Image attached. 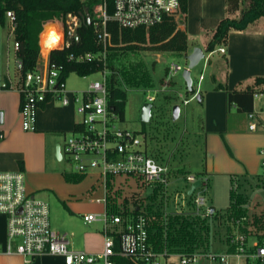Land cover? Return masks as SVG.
Returning a JSON list of instances; mask_svg holds the SVG:
<instances>
[{
	"label": "built area",
	"instance_id": "2783aa9c",
	"mask_svg": "<svg viewBox=\"0 0 264 264\" xmlns=\"http://www.w3.org/2000/svg\"><path fill=\"white\" fill-rule=\"evenodd\" d=\"M164 14L179 17L180 1L114 0L113 12L110 13L108 1L100 0L90 13V24L103 45L102 55L106 58L108 47L112 44L111 33L107 29L108 20H115L125 27H149L159 22ZM6 15L13 30L16 25L15 14L8 10ZM81 23L80 16L72 13L67 14L65 21L55 22L62 34L56 48L68 45L77 35ZM39 43L41 51L37 68L20 86L22 125L26 130H34L40 108L50 100L75 106L80 121L65 136L60 147L61 158L72 164L78 173L96 175L103 186L104 196L96 198V201L105 204V211L86 213L83 218L85 222L104 223V247L97 253L73 247L66 233H59L52 228L48 200L29 192L24 172L15 170L0 171V214L7 218V240L4 245L0 244V253L20 255L24 258V264H32L33 259L41 254L61 256L65 264H116V257L128 258L135 264H264V244L258 241L250 243L247 236L241 233L232 236V249L229 251L181 254L177 255V261H173V255L153 248L147 218L143 214L124 216L110 213L109 197L123 192L116 186L117 176L134 178L141 186L159 188L167 186L169 168L147 152L144 135L117 125L122 119L108 103L106 70L103 71V79L91 82L87 89H69L64 69L51 63L52 49L44 52L40 37ZM14 46L17 49L18 42L15 41ZM217 50L225 52V47L220 46ZM95 57L93 53L76 57L70 55L71 59L79 62ZM178 69H181L179 64L171 67V71ZM263 95L255 93L254 98H262ZM149 99L153 100L154 96H149ZM248 119L251 130H257L260 124L264 125V100L260 108L248 112ZM187 180L194 182L196 179L188 175ZM120 196L112 203L122 207L125 201L121 202ZM193 200L198 208L206 202L202 194L195 195ZM215 213L216 209L211 205L204 208L207 216ZM116 239L119 241L118 248Z\"/></svg>",
	"mask_w": 264,
	"mask_h": 264
},
{
	"label": "rangeland",
	"instance_id": "374dc122",
	"mask_svg": "<svg viewBox=\"0 0 264 264\" xmlns=\"http://www.w3.org/2000/svg\"><path fill=\"white\" fill-rule=\"evenodd\" d=\"M245 6L246 2L242 4V8ZM226 14L225 11V16ZM11 27L9 18L6 19L5 24L0 26V48L2 51L0 53V81L3 80L6 72L14 76L18 66L16 55L11 53L8 58L4 51L7 44L13 49L14 36ZM206 37L205 33H200V39L197 35H191L189 43L203 44ZM109 54L105 58L106 63L110 61ZM220 56V52L217 51L212 56L211 61L208 62V60L202 59L197 66L192 68L191 76L194 87L198 85L199 76H204L199 90L192 97L186 94L188 87L183 78V69L188 65L185 53L128 50L112 58L111 63L116 66L117 76L119 77V87L126 91L124 120L118 121L117 125L122 128L140 131V134L144 135L143 139L147 145L148 153L169 168L167 186L159 187L163 188L162 190L154 186H141L134 178L117 176L116 186L120 187L123 191L119 197L121 202H124V198L128 197V205L132 207V198L136 196L140 198L139 204H142L143 209L148 206L152 208V213L148 211L151 214L155 212L157 206L162 208L163 205L165 215L176 210L187 209L188 203L197 194H202L206 197V202L200 206V209L195 204L196 211L200 214H203L202 209L210 204L216 207L217 213L229 206L230 179L220 177L219 175L212 177L209 180L207 188L206 185L197 187L194 194L190 196L187 192L193 181L186 178L189 173H195L202 168L205 139L201 125L202 120L204 121L205 119L207 101L206 99L205 101H200L197 94L201 89L204 91L212 86L214 83L213 74L224 76L222 72L219 75V72L215 69L214 62L220 59ZM174 64H179L181 69L171 71V67ZM104 70H106L108 81L110 73L108 65ZM104 70L86 76H82L77 72H70L67 77V87L72 90L87 89L91 82L103 79ZM168 78L169 81L167 83ZM164 85L167 86L164 88ZM149 96H154V99L150 100ZM4 98L7 105L10 106L7 115L17 112V107L15 104L13 106L11 98ZM146 102H150L152 107L149 120L144 121L141 116L143 105ZM176 104L180 106V114L177 118H174L173 106ZM77 115L76 119L80 121L78 112ZM4 117L5 112L0 110V121L1 119L3 121ZM23 130L25 129L23 128ZM142 130L144 132H141ZM25 131L30 132L31 130ZM60 139L64 141L63 138ZM60 139L59 141H61ZM43 143L42 140L31 137L21 146L31 156L37 169L34 176H26V182L32 181L33 186L40 192L38 194L49 201L50 219L53 228L57 231H67L68 233L72 229H75L79 235H82L85 231L99 232L100 223L85 224L79 214L100 209V204L92 202L96 197L104 196L103 186L96 179L97 176L94 174L88 176L81 175L66 160L60 161L55 155L53 158L52 149L50 148L46 155V150L44 151L42 148ZM43 161L45 162L44 170L41 169ZM96 184L102 191L99 187L97 190L92 189ZM158 190L159 193L162 192L164 195L156 196L153 202L152 198ZM261 194L264 200V189L253 192L251 209L249 211L251 219L253 215L257 214L264 217V202L260 199ZM65 203L67 207L64 205ZM149 203L151 204L148 205ZM101 204L104 206L103 203ZM250 230V236H253L252 238H256L254 240L264 244V227L262 229ZM238 233V231H235L232 235ZM214 244V250H218L219 245L220 247L222 246L219 239H215ZM172 260L177 261V255Z\"/></svg>",
	"mask_w": 264,
	"mask_h": 264
},
{
	"label": "crops",
	"instance_id": "0c3cea01",
	"mask_svg": "<svg viewBox=\"0 0 264 264\" xmlns=\"http://www.w3.org/2000/svg\"><path fill=\"white\" fill-rule=\"evenodd\" d=\"M225 11V0H188L186 22L179 23V26L187 32L188 42L191 35H197L200 39V33L206 34L207 37L203 44L189 43L187 52L191 51L196 45L201 46L205 51L204 60H208V62L211 61L215 52H220L221 58L214 62L215 69L219 72V75L221 72L224 75L216 76L213 74L214 83L212 86L204 91L201 89L198 93L200 101H205V99L207 101V111L201 125L205 139L204 158L202 161V168L188 175H193L196 180H201L202 183L200 187L206 185V188L209 184V180L218 175L230 179V182L236 180V184H238L237 179H240L245 185L243 190L246 194L247 201L245 207L247 212L244 216L232 219L233 224L231 225V233H229L224 224L212 222L210 248L206 251L195 250L192 253L208 251L224 252L231 250L232 243L230 241L235 231L244 234L247 236V240L253 243L256 241L254 240L256 238L250 236V229H262L264 227L263 215H253L252 219L249 215L253 192L264 189V180L262 176V161L264 160V125L260 124L257 130L249 129L248 112H240L234 104L229 105L226 91L217 87V85L221 83L226 85L229 89H244L246 86L252 85L257 76L264 75V17L249 24L246 29H231L226 44L222 45L225 47V52L216 51L215 49L214 52L210 53L205 49L206 44L210 40L213 30L219 20L225 16ZM4 51L8 58L11 53L16 55V48L14 45L12 49V47L7 44ZM0 53H2L1 48ZM202 79L201 76H199L197 91L199 90ZM21 83L22 80L18 62L14 76L6 72L5 76H3V80L0 81V110L5 112L4 120L2 121L1 119L0 121V130L3 132V136L0 139V171L21 170L24 172L26 178L27 175L31 177L34 176L37 169L35 167V162L21 145L26 143L27 139L31 137L33 139H40L44 142L42 148L44 151L46 150L45 154L47 155L48 149L50 148L52 149V156L54 158V155L56 156V145L58 143L62 145L64 141L60 138L64 140L65 136L76 128L78 121L76 118L78 115L73 104L63 105L58 100H50L40 108L37 116L36 128L30 132H26V129L23 130L20 118ZM4 97L11 98L13 106L15 104L17 107V112L7 115L10 106L7 105ZM263 100L264 95L262 98H254L253 108H260L263 104ZM59 139L61 141H59ZM58 160L64 161L63 158ZM41 169H45L44 161L41 164ZM198 173L200 175H197ZM81 175L88 176L91 174ZM26 185L29 192L40 194L39 190L33 186L32 181L26 182ZM98 187L99 186L96 184L92 189L97 190L100 188ZM96 198L92 202L101 205H99L100 209L98 211L92 210L79 214L85 224L100 223L99 232L85 231L82 235H79L75 229H72L69 233L67 231L60 232L54 229L51 223L55 231L66 233L73 247L93 253L102 251L104 247V223L102 221L85 222L83 215L86 213H103L105 211V204L96 201ZM229 198L231 203V192L229 193ZM260 199L264 202L262 194ZM101 203H103L104 206ZM64 205L67 207L66 203ZM210 205L216 209L213 204ZM226 208L218 213L216 209L215 214L222 216L225 214ZM202 210L203 214L198 213V211L197 214L206 217L207 215L204 214V208ZM213 215H210L211 218ZM215 239H219L222 244L221 247L219 245L218 250H214ZM6 240L7 218L4 214H0V244L4 245ZM171 255L176 256V254ZM0 264H24V258L20 255L0 253ZM32 264L65 263L61 256L41 254L33 259Z\"/></svg>",
	"mask_w": 264,
	"mask_h": 264
},
{
	"label": "trees",
	"instance_id": "16d2710c",
	"mask_svg": "<svg viewBox=\"0 0 264 264\" xmlns=\"http://www.w3.org/2000/svg\"><path fill=\"white\" fill-rule=\"evenodd\" d=\"M99 1L0 0V26L5 24L8 18L6 15L7 11L12 10L15 14L16 24L12 32L14 40L19 44L16 49V56L19 62L21 80L24 81L37 68L41 51L39 36L42 30L41 38L47 35L62 36L58 25L53 22L65 21L68 13L79 15L82 23L77 28L78 37H74L63 48H53L50 53L51 63L62 67L65 77H68L70 72H77L82 76H86L104 70L108 65L110 70L108 75V103L110 108L119 113L121 119L124 120L126 91L119 87V77L117 76L116 66L111 63L112 58L128 50L186 53L189 47L188 35L186 30L179 26V23L186 21L188 0H179V17L164 14L159 22L149 27H125L115 20H108L107 29L111 33L112 39V44L108 47V54L110 53V61L108 63H106V59L102 55L103 45L94 32L92 24L87 21V12L92 13L94 5ZM107 1L108 11L112 13L114 0ZM245 2L246 6L242 8V4ZM225 4L227 14L219 20L210 40L207 42L205 49L208 52L226 44L231 29H246L249 24L264 17V0H225ZM237 13L238 15H236ZM44 24L46 25L43 29ZM85 53H93L96 57L84 62L70 58L71 54L76 57ZM217 87L226 91L229 105L234 104L240 112H249L253 109L254 94L264 93V75L257 76L254 83L244 89H229L221 83ZM186 92L187 95L192 97L197 93V87H194L193 84L192 89H186ZM141 132L144 131L142 130ZM138 133L140 134V131ZM2 136L3 132L0 130V139ZM146 150L148 152L147 145ZM197 175L200 174L198 173ZM262 176L264 180L263 172ZM237 181L238 184H236V180L231 182V203L222 216L214 214L212 218L211 216L202 217L197 214L194 200L188 203L187 209L176 210L167 213V215L164 213L163 205L162 208L157 206L155 212L151 214L152 208L148 206L143 209L142 204H139L140 198L136 196L132 198V207L128 205V197L124 198L125 203L121 207L112 203V201H116V197L120 195V192H117L115 197H109L108 211L110 213H120L124 216L143 214L147 218L150 242L156 251H166L167 254L176 255L189 254L195 250L206 251L210 248L212 222L224 224L229 233H231V225L233 224L231 219L244 216L247 212L245 207L246 194L243 190L245 185L240 179H237ZM162 189L159 188V190ZM159 190L152 198L153 202L156 196L164 195L162 192L159 193ZM116 243V248H118V239H116ZM116 264L135 263L125 257H116Z\"/></svg>",
	"mask_w": 264,
	"mask_h": 264
},
{
	"label": "water",
	"instance_id": "95a60500",
	"mask_svg": "<svg viewBox=\"0 0 264 264\" xmlns=\"http://www.w3.org/2000/svg\"><path fill=\"white\" fill-rule=\"evenodd\" d=\"M87 21H88V23L91 22L89 12H87ZM75 37L77 38L78 35H75ZM55 39H56V37H52L51 40H55ZM186 58L188 60V65L183 69V78L186 82L188 89L191 90L192 86H193V79L191 76V70H192V68L197 66L202 59L205 58V51L201 46L196 45L192 48L191 51H188L186 53ZM28 77H30V75H28ZM197 97L200 99V96L198 94H197ZM151 107H152V104L150 102H146L143 105L142 116H141L142 120H144V121L149 120L150 115H151ZM179 114H180V106L178 104H176L173 106L174 118H177L179 116ZM60 147H61V145L58 143L56 145V156L58 159H61V157H62ZM201 183H202L201 180L194 181L191 184L190 188L188 189L187 193L189 195H192L194 193V191L196 190V188L201 186Z\"/></svg>",
	"mask_w": 264,
	"mask_h": 264
},
{
	"label": "bare ground",
	"instance_id": "6f19581e",
	"mask_svg": "<svg viewBox=\"0 0 264 264\" xmlns=\"http://www.w3.org/2000/svg\"><path fill=\"white\" fill-rule=\"evenodd\" d=\"M51 37H55V36H52V35H47V36H43L41 38V44L43 46V50L48 52L51 48H56L60 42H61V38L60 36L56 37V40H51L50 38Z\"/></svg>",
	"mask_w": 264,
	"mask_h": 264
}]
</instances>
